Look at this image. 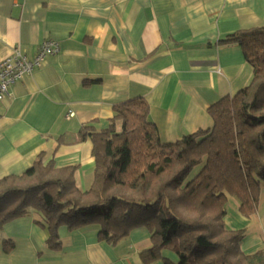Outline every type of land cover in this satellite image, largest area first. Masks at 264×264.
Here are the masks:
<instances>
[{
  "label": "crops",
  "instance_id": "0c3cea01",
  "mask_svg": "<svg viewBox=\"0 0 264 264\" xmlns=\"http://www.w3.org/2000/svg\"><path fill=\"white\" fill-rule=\"evenodd\" d=\"M260 26L264 0H0V61L15 48L33 58L45 41L59 47L0 103V179L40 159L78 166L77 184L88 189L95 159L81 127H106L114 106L135 98L148 101L163 142L209 129L210 106L253 75L242 47L223 40ZM225 221L247 230L245 253L264 248V188L255 215L244 216L230 199ZM43 222L33 212L2 226L0 264H145L142 252L152 246L146 228L112 244L90 224L62 226L55 250ZM162 254L179 261L170 249Z\"/></svg>",
  "mask_w": 264,
  "mask_h": 264
},
{
  "label": "trees",
  "instance_id": "16d2710c",
  "mask_svg": "<svg viewBox=\"0 0 264 264\" xmlns=\"http://www.w3.org/2000/svg\"><path fill=\"white\" fill-rule=\"evenodd\" d=\"M223 42L242 47L253 75L235 95L210 106L209 129L163 142L146 99L118 103L106 127L80 129V138L93 143L91 186H78V166L38 159L24 173L0 179V228L37 212L55 250L62 247V226L97 224L99 238L112 244L143 227L152 241L142 252L145 264H264V248L245 253L247 230L230 229L225 221L230 199L244 216L255 215L264 188V26L236 31ZM12 246L6 243V250ZM164 249L179 261L164 258Z\"/></svg>",
  "mask_w": 264,
  "mask_h": 264
},
{
  "label": "built area",
  "instance_id": "2783aa9c",
  "mask_svg": "<svg viewBox=\"0 0 264 264\" xmlns=\"http://www.w3.org/2000/svg\"><path fill=\"white\" fill-rule=\"evenodd\" d=\"M58 50L59 47L55 43L45 41L33 58L20 48H15L8 57L0 61V103L9 96L11 86L16 81L30 74L46 57L55 54Z\"/></svg>",
  "mask_w": 264,
  "mask_h": 264
},
{
  "label": "rangeland",
  "instance_id": "374dc122",
  "mask_svg": "<svg viewBox=\"0 0 264 264\" xmlns=\"http://www.w3.org/2000/svg\"><path fill=\"white\" fill-rule=\"evenodd\" d=\"M202 165H198L194 168L193 172H192V176L195 175L200 169H201Z\"/></svg>",
  "mask_w": 264,
  "mask_h": 264
}]
</instances>
